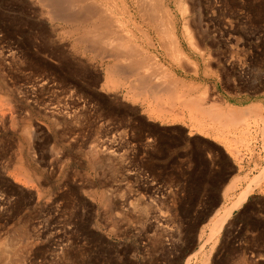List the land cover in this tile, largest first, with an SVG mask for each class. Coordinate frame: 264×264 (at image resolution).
<instances>
[{
	"label": "rangeland",
	"instance_id": "obj_1",
	"mask_svg": "<svg viewBox=\"0 0 264 264\" xmlns=\"http://www.w3.org/2000/svg\"><path fill=\"white\" fill-rule=\"evenodd\" d=\"M33 1L0 0V264H264V223L252 218L264 215V0H163L197 75L132 5L121 18L118 33L161 68L210 87L206 108L218 95L260 104L225 125L185 108L178 88L150 94L132 75H107L114 58L80 48Z\"/></svg>",
	"mask_w": 264,
	"mask_h": 264
},
{
	"label": "bare ground",
	"instance_id": "obj_2",
	"mask_svg": "<svg viewBox=\"0 0 264 264\" xmlns=\"http://www.w3.org/2000/svg\"><path fill=\"white\" fill-rule=\"evenodd\" d=\"M178 1L180 2V0H178ZM33 2H36V1H33ZM40 2L42 3L41 6L44 7V10L47 13L48 19L50 21H54V22H56V24L57 23H61V24L63 23L65 25L71 27V29H69V30H71L73 32V34L75 35V37L72 36L75 40V43L76 44L80 43L79 47L82 44L85 47V49H87V50L89 49V51L92 50L95 52V54L97 53V50L99 48L100 49L102 48L103 50H105L103 52H106V54H107V55H105L104 58H110V59L114 58V62L111 61V64L106 65V68L104 69V70H106L107 75H113V74L115 75V73H118V72L119 73L121 72L124 74L126 73L130 76L132 75V77L133 76L136 77L135 81L137 79L138 84H140L141 87L143 86L144 89L143 88L142 89L144 91L150 92V94L153 92H156V90H160V89L162 90L163 88L168 87L167 89L165 88V90L168 91V93H167V96H168L170 91L171 92L173 91L172 94H175V93L177 94L179 92L178 90L180 89V92H179L180 95H177V96H180L181 98H183L182 100H184V103L186 102V104H188V107H185L186 105L184 107L185 108L190 107L189 109L192 108L193 109L192 111H195V113H197L199 111V113L201 112L202 115L205 114V116H206V114H207V116H211V119L209 117V119L211 120L210 121L211 123L213 121H217V122H222L223 125H225L226 124L225 122H227V121L230 122V120H236L235 121L236 123H237V120H238V122H240L241 120H245L244 113H242L245 110H249L254 114H256V113L259 114V112L261 110V106L259 103H251V104H248L244 107H237L235 105L223 102L221 97H219V95L213 100L214 103L211 102L210 107L206 108L205 106H207V105H205V103H206L207 95L209 94L208 91H209L210 87L203 86L201 88V84H199V83L191 82V81L187 82V81H184L180 77H176L174 73L170 72L167 68L166 69L161 68L160 65H158L155 61H153V59H151L149 56H147L148 55V54H146L147 52L142 47H140L137 43L133 42L130 38L131 36H129L126 33H124V34L118 33L119 26H120L121 21H122L121 18L124 19L125 14H128V15H129V13L131 14L132 10L130 11L129 7L132 5L133 11H134L133 17L135 19H138L141 23H143L147 26L149 25L150 27H152L155 30L156 36H157V38H159V42L161 43V45L163 47H165V51H167L168 55L171 57V60L173 59L175 61V63H177L178 66L180 65L182 68L185 67V65H189L190 71L196 73L195 75H197V71H198L197 64H195L188 57V55L183 51V49L180 46V43L178 42V40L176 38L177 19L174 15H172L171 11L169 9H167V6H165V4L163 3V0H40ZM183 2H181V3H183ZM189 2H191V1H189ZM127 4L129 5V7L127 6ZM187 4L188 3L183 4L181 6H178L179 5V3H178V5H177L179 7V11L182 14V16H183V14H185V12L187 13L186 9H189L187 7ZM186 15H184V16L186 17ZM186 18H185V20H186ZM185 20H184V22L182 20L183 33L186 35L189 45L192 48H194L195 44H194V41L192 40V37L190 35L188 25H187L188 23L186 22L188 20H186V21ZM194 20H195V18H194ZM53 24H55V23H53ZM142 34H143L144 38L146 39V42L149 44L150 40H148V39L150 37L145 32H142ZM76 44H75V47H76ZM75 47H71V48H73V50H75L76 52L79 51L78 50L79 48L75 49ZM83 49H81V50L83 51ZM103 52L101 54H103ZM97 56H98V54H97ZM82 57H84V56H82ZM93 57L95 58L94 55H93ZM94 58H93V60H94ZM90 59H92V58H90ZM72 60H73V58H72ZM209 61L206 63H210ZM92 64H93V62H92ZM95 64H97L96 61H95ZM206 65L208 66V64H206ZM203 66H204L203 67L204 70H202V71H203V74L205 76L207 72L205 71V65H203ZM207 66H206V68H209ZM95 69H96V67H95ZM86 70H88V69H86ZM122 76H124V75H122ZM119 80H120V78H119ZM114 84H115V82H114ZM140 85H139V87H140ZM177 88H178V90H177ZM200 88L202 90H200V94H199L198 89H200ZM193 92H197L199 95L197 94V96H193V94H191ZM144 93H146V92H144ZM188 94L189 95L191 94V95L189 96ZM167 96H165V97H167ZM180 97L175 98V99H179ZM209 97H210V95H209ZM169 99L170 98H168V101H169ZM171 100H173V99L171 98ZM177 102L179 103L180 100H178ZM179 104L182 105L183 102L179 103ZM67 105H68V103H67ZM181 105H179V106H181ZM189 109H187V110H189ZM262 110H264V109H262ZM68 112H69V110H68ZM76 112H78V111H76ZM72 114H74V113H72ZM260 114H261V112H260ZM198 115H200V114H198ZM207 116L205 119H208ZM262 116H264V115H262ZM260 117H261V115H260ZM197 118H198V116H197ZM222 123H219V124H222ZM226 127H227V125H226ZM227 186H228V184L226 185L225 188H227ZM248 194H249V189H244L236 197L237 199L230 206L223 208V211L221 212L219 217L216 216L217 218H215L216 220L214 221V226H213L214 231H216V229H218L219 227L222 226V224L225 222V220L229 217L232 209L239 208L245 202V200L247 199L246 196H248ZM218 210L219 209H217L215 211L214 215L217 214ZM213 229H212V232H213ZM6 249H7L6 247H3V246L0 247V257H2L3 255H5L7 253ZM203 261H205V259ZM206 263L207 262H205V264Z\"/></svg>",
	"mask_w": 264,
	"mask_h": 264
},
{
	"label": "trees",
	"instance_id": "obj_3",
	"mask_svg": "<svg viewBox=\"0 0 264 264\" xmlns=\"http://www.w3.org/2000/svg\"><path fill=\"white\" fill-rule=\"evenodd\" d=\"M259 200H261V199H260L258 196H255V197H249L248 201L243 205V207L240 209V211L238 212V214L244 212L252 202H254V201H259ZM190 211H191V210H190ZM261 213H264V212H261ZM252 218L258 220V221L261 222V223H264V215H262V214H259V213L252 214ZM242 228H243V225H241V227L239 228V231H241ZM239 231H238V232H239ZM257 232H258V235H259L260 237L264 238V228L259 227ZM217 254H218V253H217V251H216V253L214 254V258L216 257ZM225 255H226V254H225Z\"/></svg>",
	"mask_w": 264,
	"mask_h": 264
},
{
	"label": "water",
	"instance_id": "obj_4",
	"mask_svg": "<svg viewBox=\"0 0 264 264\" xmlns=\"http://www.w3.org/2000/svg\"><path fill=\"white\" fill-rule=\"evenodd\" d=\"M213 212V211H212Z\"/></svg>",
	"mask_w": 264,
	"mask_h": 264
}]
</instances>
